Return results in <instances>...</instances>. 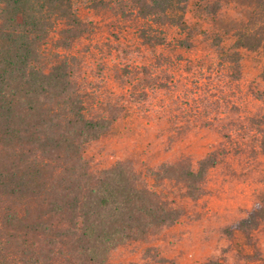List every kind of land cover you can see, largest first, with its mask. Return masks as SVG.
Instances as JSON below:
<instances>
[{"label": "trees", "instance_id": "1", "mask_svg": "<svg viewBox=\"0 0 264 264\" xmlns=\"http://www.w3.org/2000/svg\"><path fill=\"white\" fill-rule=\"evenodd\" d=\"M201 2L216 23L224 7L237 9L225 17L234 51L213 36L233 69L239 49H264V0ZM79 3L0 0V264H114L119 246L146 241L185 215L177 195L205 196L210 171L229 152L223 144L197 165L183 158L146 173L130 161L93 171L85 149L111 131L117 116L111 105L94 108L100 100L86 90L70 52L90 31ZM89 6L144 20L140 37L151 46L167 43L162 26H190V0H91ZM177 41L191 45L189 38ZM255 125L264 153V119ZM262 185L246 215L223 228L230 246L206 264H223L229 250L235 264H264L253 233L264 223V174Z\"/></svg>", "mask_w": 264, "mask_h": 264}, {"label": "rangeland", "instance_id": "2", "mask_svg": "<svg viewBox=\"0 0 264 264\" xmlns=\"http://www.w3.org/2000/svg\"><path fill=\"white\" fill-rule=\"evenodd\" d=\"M90 1L79 3L90 31L70 52L86 90L100 100L94 108L111 105L117 116L111 131L85 149L92 170L130 161L146 173L183 158L197 165L223 144L229 149L210 171L205 196H176L185 209L176 224L119 246L111 261L206 264L230 246L223 228L244 217L263 188L264 153L255 123L264 119V49H239L237 69L219 55L216 32L222 47L234 51V37L225 30V17L237 13L233 5L223 8L224 19L216 23L201 12V0H190L189 29L162 26L167 43L151 46L140 37L144 20L92 9ZM185 38L190 46L178 43ZM253 233L264 256V223ZM233 254L220 256L223 264H235Z\"/></svg>", "mask_w": 264, "mask_h": 264}]
</instances>
